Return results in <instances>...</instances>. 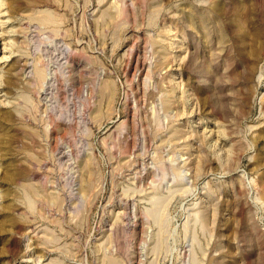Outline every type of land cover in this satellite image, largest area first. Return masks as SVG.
Segmentation results:
<instances>
[{"label":"rangeland","instance_id":"1","mask_svg":"<svg viewBox=\"0 0 264 264\" xmlns=\"http://www.w3.org/2000/svg\"><path fill=\"white\" fill-rule=\"evenodd\" d=\"M0 264H264V0H0Z\"/></svg>","mask_w":264,"mask_h":264},{"label":"bare ground","instance_id":"2","mask_svg":"<svg viewBox=\"0 0 264 264\" xmlns=\"http://www.w3.org/2000/svg\"><path fill=\"white\" fill-rule=\"evenodd\" d=\"M52 78V77H51Z\"/></svg>","mask_w":264,"mask_h":264}]
</instances>
